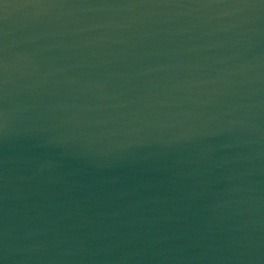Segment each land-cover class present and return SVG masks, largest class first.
I'll use <instances>...</instances> for the list:
<instances>
[{"label": "water", "instance_id": "95a60500", "mask_svg": "<svg viewBox=\"0 0 264 264\" xmlns=\"http://www.w3.org/2000/svg\"><path fill=\"white\" fill-rule=\"evenodd\" d=\"M0 264H264V0H0Z\"/></svg>", "mask_w": 264, "mask_h": 264}]
</instances>
